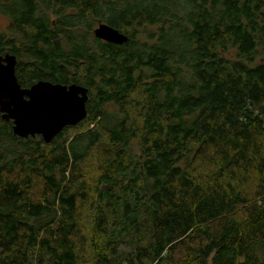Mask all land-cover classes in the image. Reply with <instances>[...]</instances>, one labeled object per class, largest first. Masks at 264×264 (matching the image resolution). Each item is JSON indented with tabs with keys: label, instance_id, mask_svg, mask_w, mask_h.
Returning <instances> with one entry per match:
<instances>
[{
	"label": "trees",
	"instance_id": "obj_1",
	"mask_svg": "<svg viewBox=\"0 0 264 264\" xmlns=\"http://www.w3.org/2000/svg\"><path fill=\"white\" fill-rule=\"evenodd\" d=\"M0 14L21 87L88 97L49 144L0 118V264H264V0H0ZM99 23L127 41L94 38Z\"/></svg>",
	"mask_w": 264,
	"mask_h": 264
},
{
	"label": "water",
	"instance_id": "obj_2",
	"mask_svg": "<svg viewBox=\"0 0 264 264\" xmlns=\"http://www.w3.org/2000/svg\"><path fill=\"white\" fill-rule=\"evenodd\" d=\"M92 33L94 38L114 45L127 41L125 34L105 23H99ZM16 64L15 55H0V118L11 122L14 136L37 135L49 144L64 128L85 119V87L39 80L23 88L15 75Z\"/></svg>",
	"mask_w": 264,
	"mask_h": 264
},
{
	"label": "rangeland",
	"instance_id": "obj_3",
	"mask_svg": "<svg viewBox=\"0 0 264 264\" xmlns=\"http://www.w3.org/2000/svg\"><path fill=\"white\" fill-rule=\"evenodd\" d=\"M7 23L8 22L6 18L0 14V33L6 30ZM70 73H71V69H70ZM109 108H112V107H109ZM103 148H104L103 145H98L95 148V150L92 152L91 156L86 160L85 164L83 165V172L90 179L94 178L101 171V166L103 163L102 158H103V153H104ZM35 184H37V186H35L32 191H33V195L37 196L41 189L39 180H37ZM244 188L247 191L251 190L250 185ZM138 243H143V242L141 241L138 242L136 239H133V241L130 242L129 246L123 245L122 249L126 251L132 250L136 247Z\"/></svg>",
	"mask_w": 264,
	"mask_h": 264
},
{
	"label": "built area",
	"instance_id": "obj_4",
	"mask_svg": "<svg viewBox=\"0 0 264 264\" xmlns=\"http://www.w3.org/2000/svg\"><path fill=\"white\" fill-rule=\"evenodd\" d=\"M264 196V195H263Z\"/></svg>",
	"mask_w": 264,
	"mask_h": 264
}]
</instances>
